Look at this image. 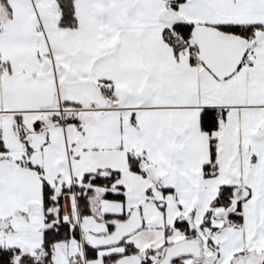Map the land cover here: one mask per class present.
I'll return each mask as SVG.
<instances>
[{
	"label": "snow or ice",
	"instance_id": "snow-or-ice-1",
	"mask_svg": "<svg viewBox=\"0 0 264 264\" xmlns=\"http://www.w3.org/2000/svg\"><path fill=\"white\" fill-rule=\"evenodd\" d=\"M0 264H264V0H0Z\"/></svg>",
	"mask_w": 264,
	"mask_h": 264
}]
</instances>
